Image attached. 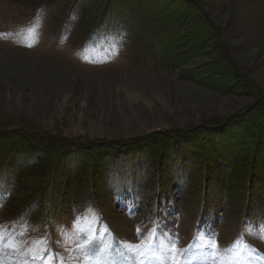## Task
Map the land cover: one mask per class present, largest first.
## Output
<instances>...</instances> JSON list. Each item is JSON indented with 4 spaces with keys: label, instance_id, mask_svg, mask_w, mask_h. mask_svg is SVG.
Masks as SVG:
<instances>
[{
    "label": "rangeland",
    "instance_id": "1",
    "mask_svg": "<svg viewBox=\"0 0 264 264\" xmlns=\"http://www.w3.org/2000/svg\"><path fill=\"white\" fill-rule=\"evenodd\" d=\"M147 1L167 68L108 27L86 39L77 0H0V154L49 156L33 189L62 206L41 225L0 206L3 264H264V0ZM239 149L256 172L229 181Z\"/></svg>",
    "mask_w": 264,
    "mask_h": 264
},
{
    "label": "trees",
    "instance_id": "2",
    "mask_svg": "<svg viewBox=\"0 0 264 264\" xmlns=\"http://www.w3.org/2000/svg\"><path fill=\"white\" fill-rule=\"evenodd\" d=\"M77 1L79 3L78 8L82 12V19L84 18L82 26L84 27L83 33L88 36L86 39L92 34L98 33L105 27H108V29H113L115 32L127 37L129 43L133 44L137 50H141L149 55L150 58L157 62L156 64L159 67L167 68L170 63L169 59L166 58V53L169 50L168 37L163 30L158 31L157 28H155L157 26L154 23L155 20L152 17L151 6L148 1ZM226 63L229 64L227 60ZM230 63L234 65L232 61H230ZM248 81L249 80L242 85H248ZM257 104H259V102L252 105L250 109H253ZM247 112L236 115L235 117H242ZM229 120L230 119H227L225 121V126L228 125L227 123ZM252 120L253 118L249 120V122ZM225 126L220 130L219 126H207L206 129L211 132H221V130L223 131L225 129ZM247 138L248 136H245L246 141H248ZM6 146L7 151L0 154V195L5 200L4 203L7 204L6 209L14 214H31L40 221H48L46 219L48 213L50 211L59 213L62 206H57V203H54L56 200L49 194L51 193L50 190L47 188H45V190H43L44 188L35 190L33 189V185L45 178L46 170L44 167L42 168V165H45L49 156L43 157V153L33 148L19 150L17 145ZM240 150L241 149L232 154H218L222 157L221 160L224 163L223 165H225L223 170L224 173L227 172L226 176L229 181L235 178V175L241 167L251 174H255L256 172L254 171L256 167H252L251 165L252 159L248 158V163H246L243 158L244 155L241 154ZM196 154L197 153L194 152L193 156L196 157ZM74 181L75 185L71 188V193L76 194L73 195V197H76L72 199L71 202H77V199L83 195V192L77 190L83 191L84 189V186H82L83 180H76L75 178ZM238 181H240V178L234 182H226V196H230L240 189L244 191L247 187L250 188L249 185L246 186L248 182L246 184L244 183L242 187H239L237 184Z\"/></svg>",
    "mask_w": 264,
    "mask_h": 264
},
{
    "label": "snow or ice",
    "instance_id": "3",
    "mask_svg": "<svg viewBox=\"0 0 264 264\" xmlns=\"http://www.w3.org/2000/svg\"><path fill=\"white\" fill-rule=\"evenodd\" d=\"M141 235V229L140 228H137V236H140ZM154 236L153 233H149V236H146L145 237V243L144 244H141V245H130L129 247L132 248V249H135L137 250V254H140V253H144V254H147L144 252V249H147L148 252H151L152 250V245L147 243V240ZM3 244H4V237L2 235V233H0V251L3 250ZM90 248V245L89 246H85V250L89 249ZM219 248V246L215 243V241L213 240L212 241V245H211V251H210V255L215 252V250H217ZM175 251V248L173 247H169V255H171V253ZM0 264H3L2 261H0ZM141 264H142V257H141Z\"/></svg>",
    "mask_w": 264,
    "mask_h": 264
},
{
    "label": "bare ground",
    "instance_id": "4",
    "mask_svg": "<svg viewBox=\"0 0 264 264\" xmlns=\"http://www.w3.org/2000/svg\"><path fill=\"white\" fill-rule=\"evenodd\" d=\"M193 50V49H192ZM226 67V65H225ZM226 76V75H225ZM226 78V77H225ZM210 80V79H209ZM229 80V79H228ZM230 82V81H229ZM234 82V81H233ZM117 227H119V229L122 227L121 224L120 225H117Z\"/></svg>",
    "mask_w": 264,
    "mask_h": 264
}]
</instances>
